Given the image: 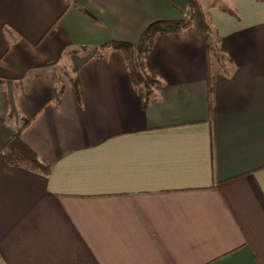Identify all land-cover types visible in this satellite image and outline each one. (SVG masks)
Segmentation results:
<instances>
[{"label": "crops", "instance_id": "crops-1", "mask_svg": "<svg viewBox=\"0 0 264 264\" xmlns=\"http://www.w3.org/2000/svg\"><path fill=\"white\" fill-rule=\"evenodd\" d=\"M189 1L0 0V264H264V0L98 54Z\"/></svg>", "mask_w": 264, "mask_h": 264}, {"label": "trees", "instance_id": "trees-1", "mask_svg": "<svg viewBox=\"0 0 264 264\" xmlns=\"http://www.w3.org/2000/svg\"><path fill=\"white\" fill-rule=\"evenodd\" d=\"M186 26H194L202 31L205 37L208 55L217 54V48H219L217 34L209 25L206 14L197 0L189 1L183 19L178 21H157L150 24L143 31L136 45L128 42L108 41L98 48V54H101L104 49L109 47L119 50L125 59L132 83L136 86H142L144 93L148 95L151 92V87L154 85L155 80L144 71V59L152 45L153 39L158 34L177 32ZM29 122L30 119H26L22 123L16 134L8 142V145L14 151L13 156L43 167L44 165L39 162L36 154L20 138L21 130Z\"/></svg>", "mask_w": 264, "mask_h": 264}, {"label": "rangeland", "instance_id": "rangeland-1", "mask_svg": "<svg viewBox=\"0 0 264 264\" xmlns=\"http://www.w3.org/2000/svg\"><path fill=\"white\" fill-rule=\"evenodd\" d=\"M212 57H213V60H215L213 55H212Z\"/></svg>", "mask_w": 264, "mask_h": 264}]
</instances>
